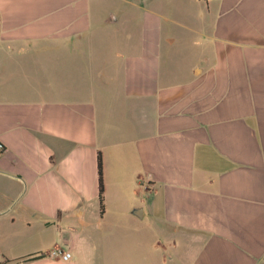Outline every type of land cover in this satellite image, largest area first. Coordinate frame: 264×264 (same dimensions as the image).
<instances>
[{"label": "crops", "instance_id": "obj_1", "mask_svg": "<svg viewBox=\"0 0 264 264\" xmlns=\"http://www.w3.org/2000/svg\"><path fill=\"white\" fill-rule=\"evenodd\" d=\"M98 255L264 264V0H0V264Z\"/></svg>", "mask_w": 264, "mask_h": 264}, {"label": "trees", "instance_id": "obj_2", "mask_svg": "<svg viewBox=\"0 0 264 264\" xmlns=\"http://www.w3.org/2000/svg\"><path fill=\"white\" fill-rule=\"evenodd\" d=\"M97 167H98V177H99V201H100V210L101 214L104 213V180H103V162L102 156L99 153L97 157ZM46 255L39 256L45 257Z\"/></svg>", "mask_w": 264, "mask_h": 264}, {"label": "built area", "instance_id": "obj_3", "mask_svg": "<svg viewBox=\"0 0 264 264\" xmlns=\"http://www.w3.org/2000/svg\"><path fill=\"white\" fill-rule=\"evenodd\" d=\"M46 256L52 259L60 260L64 263H68L72 260V253L70 251H65L61 247L52 248Z\"/></svg>", "mask_w": 264, "mask_h": 264}, {"label": "rangeland", "instance_id": "obj_4", "mask_svg": "<svg viewBox=\"0 0 264 264\" xmlns=\"http://www.w3.org/2000/svg\"><path fill=\"white\" fill-rule=\"evenodd\" d=\"M97 257H98V264H99V259H101V256L98 255ZM100 264H101V262H100Z\"/></svg>", "mask_w": 264, "mask_h": 264}]
</instances>
